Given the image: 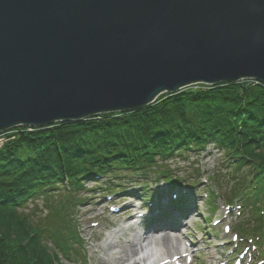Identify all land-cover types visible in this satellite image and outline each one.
Instances as JSON below:
<instances>
[{
    "label": "water",
    "instance_id": "water-1",
    "mask_svg": "<svg viewBox=\"0 0 264 264\" xmlns=\"http://www.w3.org/2000/svg\"><path fill=\"white\" fill-rule=\"evenodd\" d=\"M242 80L264 84V0H0V133Z\"/></svg>",
    "mask_w": 264,
    "mask_h": 264
},
{
    "label": "trees",
    "instance_id": "trees-1",
    "mask_svg": "<svg viewBox=\"0 0 264 264\" xmlns=\"http://www.w3.org/2000/svg\"><path fill=\"white\" fill-rule=\"evenodd\" d=\"M32 128L16 127L14 138L0 148V264H61L58 253L73 260V252H80L74 248L84 245L73 216L86 182L96 185L106 179L103 191H112L122 186V177L145 180L153 173L156 186L161 180L168 186L162 195H144L163 211L159 219L174 217L177 209L186 213L191 207L181 188L191 184V175H175L167 162L175 155L200 153L209 144L222 150L231 170L225 202L239 201L242 211L251 207L255 217V224L241 223L235 230L264 252V84H202L161 94L133 111ZM214 193L209 195L213 201ZM40 196L48 214L37 220L35 209L24 210L29 200ZM164 197L170 199L166 209Z\"/></svg>",
    "mask_w": 264,
    "mask_h": 264
},
{
    "label": "rangeland",
    "instance_id": "rangeland-1",
    "mask_svg": "<svg viewBox=\"0 0 264 264\" xmlns=\"http://www.w3.org/2000/svg\"><path fill=\"white\" fill-rule=\"evenodd\" d=\"M201 85L202 83H198L185 88L197 89ZM26 129L32 130L33 128L26 127ZM14 131L16 130L0 133V148L8 139L14 138ZM8 135L12 136L8 137ZM167 165L174 171L175 175L182 177L186 173L191 175L189 177L191 184H183L181 192L187 196L188 207L190 202L194 206L196 205V213L193 217L183 221L184 225L182 223L183 228L180 232L175 233L169 229L159 228L147 231L141 226L140 217L137 215L141 214L140 212L144 215L148 213L144 195H153L154 197L162 195L161 193L168 188L163 180L156 186L154 184L156 175L153 173L148 175L145 180L141 176H134L133 179H129L130 177L127 176L122 177L119 184L122 186H115L112 190L113 192L121 190L120 193H113L109 190L103 191L102 187H104L106 179L98 181L96 185L93 182H86L79 194L82 203L80 202L75 209L73 216L77 226L76 231L84 245L74 248L79 249L80 252H73L71 255L73 260L57 252L60 263L157 264L164 257L171 259L172 256L185 254L178 259L181 264H214L220 256L233 260L240 250L252 244L248 235L245 236V240L239 243L233 237L236 226L241 223L245 225L248 223L255 224L256 221L255 217L251 215V207L248 208L249 211H242L241 213L238 212L237 208H233L228 213L224 206L225 198L231 192L232 175L222 150L213 144H209L200 153L190 151L186 157L175 155L174 158L168 160ZM129 180H133V182ZM142 180L148 181V183L142 184ZM144 186H147V189L141 191ZM212 191L215 192L214 201L213 197L209 196ZM219 193L226 195V197L216 198ZM59 198L54 197L56 202L60 201ZM53 200L51 203L54 202ZM165 200L164 198L161 199V204H164V207L166 205ZM236 202L240 203L239 201L234 203ZM111 206L120 209V211L112 212ZM213 206L216 207L215 210ZM46 207V202L40 196L29 200L24 212L35 209L37 216H39L37 220H39L48 214ZM167 208L171 209V207ZM157 210L158 208L155 207L153 211L156 212ZM135 220L139 223H136ZM217 220L222 222L214 226L213 222ZM226 224H230L232 227V232L229 234L224 232ZM165 235L176 238V246L167 247L162 240ZM236 244L239 247L237 249ZM48 246L56 252L51 243L48 242ZM262 246L264 247V243ZM131 250L134 252L131 253ZM250 251L257 258L254 264H260L259 260L264 259V253L260 254L254 246H251ZM187 256L193 259L192 262H187Z\"/></svg>",
    "mask_w": 264,
    "mask_h": 264
},
{
    "label": "bare ground",
    "instance_id": "bare-ground-1",
    "mask_svg": "<svg viewBox=\"0 0 264 264\" xmlns=\"http://www.w3.org/2000/svg\"><path fill=\"white\" fill-rule=\"evenodd\" d=\"M16 127H20V126H16ZM16 127L12 128V129L14 130ZM25 127H29V126H25ZM12 129H10V130H12ZM3 133H5V132H3ZM191 208L194 209V206L191 205ZM162 240L164 241V244H166L167 247H172L173 248L177 244V239L174 238L173 236L165 235ZM130 252L132 253L134 251L131 250ZM131 253H129V254H131ZM166 258H168V257H164V259H166Z\"/></svg>",
    "mask_w": 264,
    "mask_h": 264
},
{
    "label": "built area",
    "instance_id": "built-area-1",
    "mask_svg": "<svg viewBox=\"0 0 264 264\" xmlns=\"http://www.w3.org/2000/svg\"><path fill=\"white\" fill-rule=\"evenodd\" d=\"M257 82V81H256Z\"/></svg>",
    "mask_w": 264,
    "mask_h": 264
}]
</instances>
